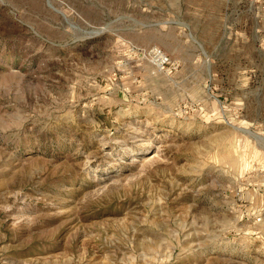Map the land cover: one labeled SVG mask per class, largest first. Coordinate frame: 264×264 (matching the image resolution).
Wrapping results in <instances>:
<instances>
[{"label":"rangeland","instance_id":"1","mask_svg":"<svg viewBox=\"0 0 264 264\" xmlns=\"http://www.w3.org/2000/svg\"><path fill=\"white\" fill-rule=\"evenodd\" d=\"M0 264H264V0H0Z\"/></svg>","mask_w":264,"mask_h":264},{"label":"bare ground","instance_id":"2","mask_svg":"<svg viewBox=\"0 0 264 264\" xmlns=\"http://www.w3.org/2000/svg\"><path fill=\"white\" fill-rule=\"evenodd\" d=\"M154 156H156V154H151V157L150 158H153ZM151 160V159H150ZM137 161V160H136Z\"/></svg>","mask_w":264,"mask_h":264},{"label":"built area","instance_id":"3","mask_svg":"<svg viewBox=\"0 0 264 264\" xmlns=\"http://www.w3.org/2000/svg\"><path fill=\"white\" fill-rule=\"evenodd\" d=\"M166 61V59H163L162 62Z\"/></svg>","mask_w":264,"mask_h":264}]
</instances>
